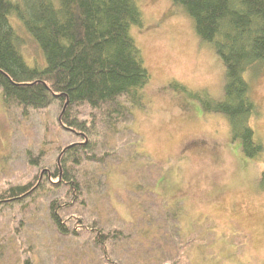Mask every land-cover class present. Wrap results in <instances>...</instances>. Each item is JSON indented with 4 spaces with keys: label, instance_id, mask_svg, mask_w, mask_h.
<instances>
[{
    "label": "rangeland",
    "instance_id": "1",
    "mask_svg": "<svg viewBox=\"0 0 264 264\" xmlns=\"http://www.w3.org/2000/svg\"><path fill=\"white\" fill-rule=\"evenodd\" d=\"M138 5L143 23L131 33L151 73L142 104L132 107L130 121L98 126L89 151L102 159L75 164L65 154L61 163L80 185L78 198L68 184L44 179L22 202L0 203V264H264V151L245 155L227 116L203 103L223 96V60L173 0ZM19 31L29 63L44 64L37 42ZM245 77L256 105L250 124L264 146V65ZM60 108L55 100L26 114L0 90V192L39 174L43 180L61 148L86 140L79 128L60 124ZM79 108V118L87 117L89 107ZM55 198L71 202L62 208L71 230L80 217L118 230L107 243L110 263L83 226L77 234L58 231L48 211Z\"/></svg>",
    "mask_w": 264,
    "mask_h": 264
},
{
    "label": "trees",
    "instance_id": "2",
    "mask_svg": "<svg viewBox=\"0 0 264 264\" xmlns=\"http://www.w3.org/2000/svg\"><path fill=\"white\" fill-rule=\"evenodd\" d=\"M173 2L192 17L198 35L213 43L225 65L223 96L205 100V109L227 116L232 138L240 140L245 155L262 157L263 143L250 124L256 105L245 72L264 65V0ZM142 23L138 0H0V90L4 102H17L27 114L30 108H44L58 100L60 124L79 128L86 139L61 148L54 170L46 169L43 180L39 174L0 192L1 204L22 202L43 187L44 179L56 188L68 184L72 198L79 197L80 185L61 160L66 153L73 154L75 164L81 157L102 159L103 155L89 151L97 141L98 126L130 121L132 107L142 104L151 73L131 33L134 24ZM20 27L37 42L44 64L31 65L26 59ZM172 86L186 89L177 82ZM79 105L89 107L87 117L79 118ZM41 154L30 161L37 163ZM70 203L57 198L50 201L48 211L56 228L63 234H77V228L83 226L110 263L107 243L118 236V230L104 231L96 223H83L81 217L71 230L62 214V208ZM23 264L33 262L27 258Z\"/></svg>",
    "mask_w": 264,
    "mask_h": 264
}]
</instances>
